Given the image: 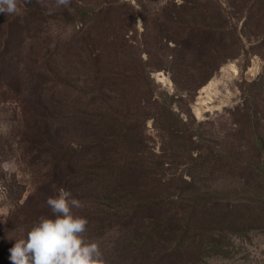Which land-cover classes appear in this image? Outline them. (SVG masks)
I'll return each instance as SVG.
<instances>
[{
  "label": "rangeland",
  "instance_id": "374dc122",
  "mask_svg": "<svg viewBox=\"0 0 264 264\" xmlns=\"http://www.w3.org/2000/svg\"><path fill=\"white\" fill-rule=\"evenodd\" d=\"M53 6L0 14V264L60 189L115 214L87 235L109 264H264V0Z\"/></svg>",
  "mask_w": 264,
  "mask_h": 264
},
{
  "label": "clouds",
  "instance_id": "9594fccd",
  "mask_svg": "<svg viewBox=\"0 0 264 264\" xmlns=\"http://www.w3.org/2000/svg\"><path fill=\"white\" fill-rule=\"evenodd\" d=\"M21 0H0V14L22 15ZM71 0H54L46 14L54 8L68 6ZM52 217L41 216L26 231V236L15 239L9 248L11 264H109L100 243L89 240L86 233L89 221L76 215L72 208H80L72 193L60 189L58 196L46 200Z\"/></svg>",
  "mask_w": 264,
  "mask_h": 264
},
{
  "label": "trees",
  "instance_id": "16d2710c",
  "mask_svg": "<svg viewBox=\"0 0 264 264\" xmlns=\"http://www.w3.org/2000/svg\"><path fill=\"white\" fill-rule=\"evenodd\" d=\"M54 16H56V18L60 19V16L58 14H56ZM217 32H219V31H217ZM2 44H3V42H2ZM40 117H41V119H39V120H42V122L45 123L46 131L41 133V135L43 136V139L41 137H39V141L37 142V144H38V153L43 158H46L47 156H50L54 160V157L58 156L60 154V151L58 150L59 148H57V146H53V147L47 146L46 143H48V144H50V143L48 141H45L44 136H46V133L49 130L48 124H50V122H47V114H45L44 112L43 113L41 112ZM47 135H49V134H47ZM113 139L114 138H111V137L107 138L106 140L102 139L101 142H98L96 144V147L97 148L98 147H106V148H108V151H115V149L118 148L119 144H117L116 142H113ZM89 169L90 170L100 171V172H102L104 174L102 176H106L105 178H109V179L115 177L116 173H117V171L115 170L114 166L108 164L106 159L102 160V162L97 161V164L95 166H93V165L90 166ZM69 173L71 175L70 178L76 179V181L77 180H81V179L85 180L87 178V175L84 172L79 171L78 168L76 167V165H72L70 167ZM151 173H152L151 171H147V173H144V175L142 177L143 181L148 180V178L151 177ZM152 179L153 180L151 181L152 182L151 183V187H149L150 189H156V190L159 189V190H161V188H164V190H165L164 192L169 193L170 190H171L170 187L175 188L172 185H168L167 187H163V186H166V181H159L156 178H152ZM115 192H116L115 190H112L111 194H117L118 193V192L117 193H115ZM174 195L175 194H172L170 197H173ZM106 196H107L106 199H108V197H110V195H106ZM77 198H79L80 201H83L85 199L84 196L77 197ZM139 198H141V196ZM136 200L141 202V199H136ZM76 215H81V216L86 217L88 219L89 224H88V231H87L86 235L91 234L92 232H97L95 234L99 233V231H98L99 229H98V227H96V224H94V223L99 221L100 218L103 219V217H104V219H111L112 221L115 220L112 217L115 214H112L109 211L100 213L99 210L97 211V209L95 210V209H92V208H87L86 212H79V213H76ZM148 235H150V234H148ZM148 235H147V237H149V239H151L152 236H148Z\"/></svg>",
  "mask_w": 264,
  "mask_h": 264
}]
</instances>
